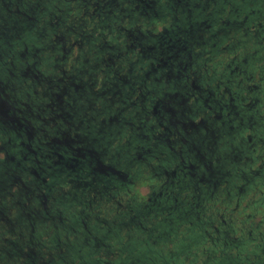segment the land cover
<instances>
[{"label": "flooded vegetation", "instance_id": "flooded-vegetation-1", "mask_svg": "<svg viewBox=\"0 0 264 264\" xmlns=\"http://www.w3.org/2000/svg\"><path fill=\"white\" fill-rule=\"evenodd\" d=\"M0 259L264 264V0H0Z\"/></svg>", "mask_w": 264, "mask_h": 264}, {"label": "rangeland", "instance_id": "rangeland-1", "mask_svg": "<svg viewBox=\"0 0 264 264\" xmlns=\"http://www.w3.org/2000/svg\"><path fill=\"white\" fill-rule=\"evenodd\" d=\"M0 264H15V263L6 259H0Z\"/></svg>", "mask_w": 264, "mask_h": 264}]
</instances>
